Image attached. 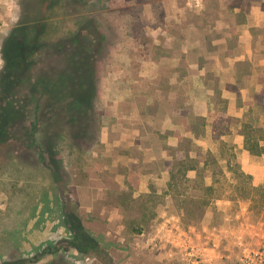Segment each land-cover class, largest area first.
Returning <instances> with one entry per match:
<instances>
[{"label":"rangeland","instance_id":"374dc122","mask_svg":"<svg viewBox=\"0 0 264 264\" xmlns=\"http://www.w3.org/2000/svg\"><path fill=\"white\" fill-rule=\"evenodd\" d=\"M21 2L0 0V72L6 44L21 46ZM222 2L40 7L31 77L65 70L78 85L77 60L56 47L76 52L72 33L94 91L71 118L70 98L17 84L25 117L0 145V264H264V207L237 187L264 186V29Z\"/></svg>","mask_w":264,"mask_h":264},{"label":"trees","instance_id":"16d2710c","mask_svg":"<svg viewBox=\"0 0 264 264\" xmlns=\"http://www.w3.org/2000/svg\"><path fill=\"white\" fill-rule=\"evenodd\" d=\"M31 1H34L31 2ZM61 0H22L21 2V15L17 23V30L22 29V42L19 49H15L13 42H8L5 46V67L0 72V145L5 143L8 139L15 134L18 128L15 129V125L25 117V111L22 106L17 103L13 96L17 93L16 86L19 83H25L28 81L30 83V88L32 91L36 87L43 88L48 95H53L55 97L70 98L71 100L66 102L65 110L71 118L75 115L82 113L84 109L89 106L90 98L93 95L94 85L92 82V73L86 71V59L85 57L78 58L77 55L81 56V52L84 51L86 46L78 43V39L74 34L69 35V40L77 47L76 52H66L62 41L56 44L58 51L65 54L66 62L69 63L72 59L76 62V67L80 72L75 80L78 85L73 89L70 87L69 81L71 76L70 71H63L55 76H45L40 74L35 79L31 77L32 73L29 72V65L32 64L33 60L31 55L35 52V48L38 47L40 42L37 41L38 35L42 33L44 26L41 25L40 19L45 16L42 14L40 7L46 4L51 7L58 4ZM75 4L79 0H68ZM73 4V6H75ZM33 33L27 38L26 33ZM30 40V42H29ZM69 61V62H68ZM51 75V74H50ZM75 77V76H74ZM37 109H39V104H37ZM251 129H247L244 125V146L253 154L260 153V148L258 147V142L254 140L251 136ZM250 135V136H249ZM37 146H41L37 144ZM47 148L49 150L50 162L54 168V173L56 174V160L53 159L52 147L53 138L50 136L47 139ZM42 148V147H41ZM208 154V152L206 153ZM38 155L43 156V148L39 151ZM43 158V157H42ZM214 161H217L216 157H213ZM242 179H247L250 177L248 174L242 172L238 175ZM242 191L240 193V199L249 203L251 207H255L256 211H260L264 207V196L260 192L264 189V186H253L242 184V186H237ZM236 187V188H237ZM219 197V196H218Z\"/></svg>","mask_w":264,"mask_h":264},{"label":"crops","instance_id":"0c3cea01","mask_svg":"<svg viewBox=\"0 0 264 264\" xmlns=\"http://www.w3.org/2000/svg\"><path fill=\"white\" fill-rule=\"evenodd\" d=\"M264 0H229V4L222 2L221 11L228 13H243L248 20V26L258 25L264 29ZM250 22V23H249ZM228 27L230 25L224 21H216L215 29ZM214 42V41H212Z\"/></svg>","mask_w":264,"mask_h":264}]
</instances>
